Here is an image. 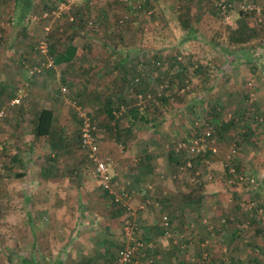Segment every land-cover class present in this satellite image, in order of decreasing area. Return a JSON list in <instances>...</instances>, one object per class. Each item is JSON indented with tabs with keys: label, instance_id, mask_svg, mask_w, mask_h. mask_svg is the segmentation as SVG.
I'll use <instances>...</instances> for the list:
<instances>
[{
	"label": "rangeland",
	"instance_id": "374dc122",
	"mask_svg": "<svg viewBox=\"0 0 264 264\" xmlns=\"http://www.w3.org/2000/svg\"><path fill=\"white\" fill-rule=\"evenodd\" d=\"M104 1L112 21L126 14L132 19L123 24L121 39L142 43L136 49L141 63L133 73L145 72L147 58H154L158 69L152 68L153 75L165 78L168 59L174 58L181 63L174 62L175 68L168 73L181 65L183 81L175 83L172 94L163 90L165 81L155 84L153 75L149 78L153 84L145 88L134 79L137 75L129 78L131 83L123 84L122 72L117 69L106 68L101 74L97 65L87 63L92 53L89 41L76 32L73 39L80 49L72 63L55 65L52 74L31 73L40 57L38 38L46 36L49 28L57 38L72 33L68 20L56 15L58 7L68 1L56 6L57 0H32L30 13L18 24L14 0H0V103L14 97L16 88L25 93L23 102L6 107V116L0 120V264H24V256L41 264H76L86 257L92 264H127L117 257L122 244L130 243L123 233L127 224H131L132 236H141L142 247L156 248L139 256L145 264H264V237L256 232L264 229V122L260 121L264 117L263 11L253 14L255 17L246 15L237 6L240 0H232L233 9L219 17L209 0H176L175 6H165L168 0H156L151 14H141L133 8L137 0ZM92 9L90 17L95 16ZM76 11L74 8L70 14L76 17ZM184 21L192 22L196 34L181 44L180 24ZM242 22L252 28V37L244 43L232 42L229 36ZM61 26L70 33H62ZM247 34L243 30L235 37ZM82 53L88 54L84 60ZM154 84L158 85L147 108L149 122L126 129L132 122L127 120V110L144 107L143 95L150 92L153 96ZM63 85L68 88L65 95L60 93ZM139 88L142 93L137 92ZM123 95L129 99L122 102ZM164 95L168 100L160 102ZM109 104L111 115L106 110ZM42 106H51L53 128L56 136L63 138L57 151L51 150L48 138L33 135L34 110ZM78 106L97 125L100 152L111 165L110 193L119 198L124 209L117 208L101 189L94 164L80 145ZM158 118L170 120V126L183 124L186 130L179 132L181 136L186 131L188 137L195 122L199 129L210 128L215 151L206 154V169L192 160L197 166L171 178L176 169L170 161L167 174L155 171L158 178L144 175L141 182L134 181L138 158L150 146L145 147L143 141L159 132L150 126ZM229 119L238 123L231 126ZM139 132L144 136L139 137ZM172 138L155 146L152 154L166 157ZM232 149L243 164L237 180L225 166ZM122 162L124 182L147 186L138 192L128 190L130 199L138 202L131 209L122 204ZM44 168H49V177H43ZM194 174L205 180L203 185L191 183ZM170 184L175 185L177 196L169 203L158 199L156 192L162 193ZM255 206L260 208L256 212ZM164 215L170 226L163 224ZM255 218L260 221L253 223ZM136 251L131 261L141 250Z\"/></svg>",
	"mask_w": 264,
	"mask_h": 264
},
{
	"label": "trees",
	"instance_id": "16d2710c",
	"mask_svg": "<svg viewBox=\"0 0 264 264\" xmlns=\"http://www.w3.org/2000/svg\"><path fill=\"white\" fill-rule=\"evenodd\" d=\"M61 1L62 0H57L58 3L56 4V6H58V4ZM89 1H91L93 3V0H77L76 2L73 1V3L70 4V7H69L68 11H66L63 14V17L60 18V19L66 18L68 20L69 29L72 32L71 34H66V33H70V31L69 32L68 31L64 32L67 29H65L63 26H61L62 33L66 34L65 37H63L64 39H62L60 37H58V38L54 37L55 35H52L50 33V29L51 28H49V32L46 34L45 37H46L47 42H48V54L53 58L54 65L70 64V63H72L75 60L76 55L79 54L78 51L80 49L79 45L73 39L74 33L76 32V33H80V34L86 36L87 41H89V45H90L89 47H91V48H93V45H92L93 42L98 38L97 42H98V44L100 46V51L102 50V52H103L105 50V53H107V55H109V54H113L114 55L115 54L116 57L119 58V59H115V61H114L115 64H113L111 66H114V67H117V68H120L122 66V69H124L126 67V70L122 71V79L121 80H122L123 84H125L127 82L131 83L132 79H129V78L130 77L134 78L135 75H137L134 79L138 80L139 86L141 84L142 85L144 84L145 88H150L151 84H153V82H152V80H150L148 78V73L153 75L154 72H153L152 68L158 69V66L156 64V63H158V62H156L158 60H156L154 58H152V59L147 58V64L144 65V67H146V68H143V70L145 71L144 74H141L140 71H138L136 74H134L133 72L135 71L136 67L141 63V59L139 58V56L135 52L136 49H138V48L129 50L125 54H122V56H118L117 53L119 52V50L117 51L112 46L113 44H111V46H110V42H115V40H119V41L122 40L119 37L120 35L119 34H115V33L118 32L119 28H122L123 24H128L132 20L130 18L129 14L120 15L115 20L111 21L110 18L112 17V14L109 13L108 8H107L106 5H103V4L102 5H94V3L92 4ZM96 1L98 2V0H96ZM155 1L156 0H152V1L151 0H137L136 4H134V6H133V8H135L134 11H136L138 13H141V14H148V13L151 14L153 12L152 11L153 9L151 10L150 7H153L151 5L155 4ZM204 1H207V0H204ZM208 2H209V4H211L212 7H214V11L216 12V14L219 17H222V13H224L225 11L233 9L232 5H231L232 0H209ZM14 4H15V14H16L17 23L18 24H22L24 19L27 17V15L30 13V11L32 9V6H33L32 5V0H14ZM92 5H94V7H95V16L90 17L91 13H89V10L91 9L90 7ZM222 5H224V7H222ZM74 8H75V10H77L76 11L77 12V16L76 17H74L72 14H70V10H73ZM98 11H99V13H98ZM262 11L264 13V9H262ZM127 13H129V12H127ZM248 13L251 16H253V14H257L255 11L245 12L246 15H248ZM69 17H72V18L69 19ZM253 17H255V16H253ZM60 19H58L59 22H61ZM256 22H257V20H256ZM180 26L183 28V36L179 39L178 42L182 44V43H185V42L189 41L192 37H194V35L196 34V30H194V26H193L192 22H188V21L185 22L184 21V22H182V24H180ZM243 30L245 32L249 33V34H247V36H241V37L238 36L236 38L235 37L236 33L240 34V32L241 31L243 32ZM234 31H236V32H234V35L231 34L229 36V39L232 42L244 43V42L247 41V39L252 37V34H251L252 28H250V26H248L246 24V22H242L241 25L237 28V30L235 29ZM113 35H114V38H113ZM74 38H76V37L74 36ZM38 39L36 41H38ZM87 41L82 46L86 45L88 43ZM122 41L124 42V40H122ZM37 53H38V56H40V57L35 62V64H38L40 62V60L44 59L43 54L39 50H37ZM87 55H88L87 53L86 54L82 53L81 54L82 60H84L83 58L85 56H87ZM159 57L160 56H159V53H158L156 58L158 59ZM174 62H175L174 58H171L170 60L168 59V68H167L168 71L165 74V78H161L160 74H155V75H153V77H151V75H150V77L154 79L155 84H156V82L158 83L159 81H165L163 90L169 91L172 94L174 93L173 88L177 87L175 83H177L178 81L179 82L183 81L182 80L183 78L181 76V74H183V73L181 72V69L184 70V68H182V66L180 65L179 69L177 71L175 70L176 72L168 73L170 70H173L175 68L176 65H174ZM176 62H180V61L176 60ZM122 64H124V65H122ZM118 65H120V67ZM53 69H54V67L43 68L41 73L52 74L53 73ZM160 83H162V82H160ZM155 84L153 85V87H154L153 88V93H154L153 96H152V94L150 92L148 94H146V92L144 93V95H143V102H144L143 105H144V107L141 105L143 108L140 107V106L139 107H136V106L134 107L133 106V107H131V108H129L127 110V114L129 115L128 116L129 120H132V122L130 121V123L128 124V127L126 129H128V130L136 129L138 126H140V124H142V123H146L147 124L149 122V121H147V118H148L147 116L150 113H148L147 108L151 105L150 102L152 101V97L155 96V91H156L155 88L158 85V84L157 85H155ZM17 89L18 88H16V90ZM137 92L138 93H142V88H139V90ZM157 92H158V90H157ZM122 94H123V92H122ZM135 96H137V93L135 94ZM125 97L126 96H124V95L122 96V102L126 99ZM128 99L129 98H127L126 100H128ZM167 100H168V98L165 95L159 97V101L160 102L167 101ZM109 102H110V100H109ZM155 104L158 105V102L155 103ZM155 107L157 108L158 106L155 105ZM106 110H107V114L111 115L110 104L107 105ZM161 121H159V119H158L155 122L151 123L150 126L154 125L153 127H155V123L156 124L157 123L161 124ZM53 122H54L53 110L48 109V108H41L39 110L37 116H36V120H35V123H34V126H33V135L36 138H40V137L48 138L49 139L48 140L49 144L51 146V150L52 151H57L62 145L60 143H62L64 141L62 140L63 138L61 136H58V137L56 136V131L53 128ZM237 123L238 122L233 123V120H231V119H229V122H228V124L231 125V126H234V124H237ZM146 124H145V126H146ZM192 129H193V127H191V130ZM183 130H186L185 126L183 127ZM124 131H126V130H124ZM188 131L190 132V130H188ZM193 132H194V129H193ZM193 132L191 131L190 134H188V137H190ZM178 137H179V135H177V137H173L172 138L173 141L171 142V144L169 146V153L165 157L166 161L167 162L169 161L168 163H170V161H171V164L175 167L176 172H177V169H178L179 165L183 164L185 161L190 160V159H191V161L193 160L195 164H200V163L202 164L203 163L202 166H204V168L206 169L207 165L204 162L205 156L211 150L207 151L203 155H200V156H197V157H193V158H191V156L186 154V153H177L174 150V145H175L176 141L178 139L182 138V137L188 138L187 134H186V131H185V135L180 136L179 138ZM212 138H213V134L211 135V139ZM146 153H148V152H146ZM146 153L144 155L148 156L147 159L149 160V157H151V153H149V154H146ZM231 156L229 158L225 159L226 162H227V163L225 162V166L228 168L229 174H231V173L234 174L235 173L236 176H234V178L237 180V178H238L237 175H239L241 173V171L243 169V164L240 163V160H239L237 155H233L232 157ZM193 161H192V167L187 169V170H192L195 166H197V165L193 164ZM208 168H210V167H208ZM136 169H138V168H136ZM136 169H135L136 176H135V180L134 181L141 182L139 178H142L144 175H148V176H150V178H153L154 175H155V173L152 172V169L150 170V166H149V170H148V164L145 166V169H147L146 170L147 172H143L144 174L142 173V175H138L137 172H136ZM48 171H49V168H44L42 170L43 177H49L50 176ZM16 175L18 177H20L23 174L17 173ZM243 175H244V172H243ZM209 176H210L209 179H211L212 178L211 174H209ZM171 178H173V177L171 176ZM192 178L190 180H191V183L193 185H195V184H197V185H201L202 184L203 185V183L205 182V180H201L199 178V176H197L195 174H194V176H192ZM134 181L132 182V184L134 183V184L139 185L138 183H136ZM170 185H174V184H170ZM170 185H167V187H169ZM100 187H101V185H100ZM175 188L176 187L174 185V190L172 189V194H167V195H165V194H162V195L155 194V196L158 197V199L163 198L162 201H165V202L168 201V203H169L171 201V199H173V198H175V196H177L178 192H175L176 191ZM101 189L108 196H110L111 200L113 201V204L117 208H123L121 203L118 202L119 200H116L115 194H111L108 190H105L102 187H101ZM163 190H164V188H163ZM200 192L204 193V191H200ZM170 195H172V197H170ZM169 198H171V199L169 200ZM198 208L200 209V207H198ZM259 209L260 208H257V206H255V210L254 211L256 212ZM263 210H264V205H263V208H261V212ZM167 220H168V224L170 226V221H169L168 217H167ZM257 221L258 222L260 221L259 218H255V221H253V223H257ZM161 225H162L161 228H162V230L164 232L166 230V227L163 224H161ZM148 229H149V227H148ZM256 232L261 234L264 237V229L263 228H261V229L257 228ZM123 233H124V231H123ZM146 233H148V232H146ZM121 238H122V241L125 242V238H124L123 235H122ZM138 238L141 240V236H139ZM144 238H146V236H144ZM147 239H148V241H150L149 239H151V238L147 237ZM124 246L125 245L122 244L121 249ZM121 249H119V250H121ZM151 249H155L156 250V248H152L151 246L139 247L138 249H136L137 250L136 252L138 253V250H141V251H139V255L136 256V259H135L136 262H135V260L131 261V259H130V261L125 262V263H127V264H133V263L137 264V261H138L139 264H145V261L140 260L139 256H141V257L145 256V253L148 252L149 250L151 251ZM142 251H143V253H142ZM118 252H120V251H118ZM133 254H134V252H133ZM133 254H132V256H133ZM117 257L118 258L120 257V253L118 254ZM22 262L24 264H41L39 261H37V260L35 261V259L28 258L27 256H24L22 258ZM76 264H92V259L89 258V257L82 258Z\"/></svg>",
	"mask_w": 264,
	"mask_h": 264
},
{
	"label": "built area",
	"instance_id": "2783aa9c",
	"mask_svg": "<svg viewBox=\"0 0 264 264\" xmlns=\"http://www.w3.org/2000/svg\"><path fill=\"white\" fill-rule=\"evenodd\" d=\"M67 4H62L58 7L56 15L62 16L70 7V3H73V0H67ZM152 1V0H151ZM262 2V3H261ZM239 9L246 12L255 11L257 14L264 9V0H241L237 5ZM224 7V5H222ZM72 17H69L71 19ZM45 30H48V27H44ZM37 48L43 54L44 59L40 60L38 64L31 66V73H40L43 68L55 67L53 58L48 54V42L45 36L38 39ZM68 91L67 86L63 85L60 87V93L65 95ZM25 93L22 88H18L15 91L14 97L8 100L5 104L0 103V120L6 116V107L18 106L23 102ZM76 111L81 119L80 125V145L88 153L89 159L94 164V173L96 178L99 181L101 187L109 192L112 191V174L110 170L109 159L104 157L100 152V141L98 135V128L92 117L83 112L80 107H76ZM260 121L264 122V117L260 118ZM264 124V123H263ZM211 135L212 131L208 127H202L199 129V123L195 122L194 132L190 137H182L178 139L174 145V150L177 153H186L193 157H197L205 154L207 151H215V148L211 145ZM234 152V149L231 150V155ZM231 155H228L230 157ZM192 167V161L187 160L183 164L178 166L176 174H172L173 178L179 177L180 174H183L187 169ZM231 170V169H230ZM210 178V176L208 175ZM241 178V176H240ZM193 179V178H192ZM119 198L116 197V200ZM163 224L168 225V220L166 216H163ZM131 224H127L124 227V235H127L130 243L125 245L120 251L119 260L121 262L130 261L134 250L142 247L143 243L139 238L132 236L131 234ZM131 244H133L131 246Z\"/></svg>",
	"mask_w": 264,
	"mask_h": 264
},
{
	"label": "crops",
	"instance_id": "0c3cea01",
	"mask_svg": "<svg viewBox=\"0 0 264 264\" xmlns=\"http://www.w3.org/2000/svg\"><path fill=\"white\" fill-rule=\"evenodd\" d=\"M89 2H91V1H89ZM176 2H177L176 0L175 1L168 0V1H166L165 4L164 3H162V4H164L165 6H170V3H172L171 5L175 6ZM93 3H94V5H102V4L104 5L105 1L104 0H98V2H97L96 0H93ZM94 5H92L90 7L91 10H93L92 8L94 7ZM98 13H99V11H98ZM94 14H95V11H93V15ZM121 14H122V12H121ZM110 20L112 21V18H110ZM118 32L120 33L119 37L122 38V28H119ZM92 45H93L92 53L89 56L90 60L87 63L89 65H93V66L97 65V69L100 70L101 74L106 72V68L108 69L107 71H109L110 68L117 69L119 72L120 71L122 72V71L126 70V67L124 69H122V66L120 67V65H118L120 68L111 66V65L115 64V62H112L110 64H108L106 62V61L110 60V58L119 59L118 57H116L115 54L113 56L108 57L107 53H105V50L103 52H102V50L100 51V46H99L98 42L94 41ZM140 45H142V43L140 41H134V42L124 41L123 42L121 40L120 41L119 40H115V42L113 43L112 46L117 51L119 50L117 55L118 56H122V54H125L129 50L136 49V48L140 49V47H139ZM136 51H138V50H136ZM100 54L102 55V58H100L101 57ZM124 64H122V65H124ZM222 67H223V65H222ZM235 70L236 69H234V67L232 66V71H235ZM141 74H144V72H141ZM150 75H152V74L148 73V78H150ZM240 75H242V74H238V76H240ZM239 78L242 79V77H239ZM41 108H48V109L52 110L51 106H49V107H47V106L39 107L36 111L34 110V113H35L34 114V120H36V116H37V114H38V112H39V110ZM53 114H54V112H53ZM127 120H129V117L127 118ZM170 125H172V124H170V120H168V119H167V122L161 121V124H159V123L156 124L155 123V126H156L155 129H157V131L159 130V132L157 133V136H152L150 138V140L147 139L146 141H143V145L144 146L147 145V144L150 145L149 148L147 146H145V147H147L148 152L151 153V157H149V160L147 159L148 156H146V155H143L142 158H138V167H137L138 169H136V172H137L138 175H142L143 172H147L146 171L147 169H145V166L147 164H148V170H149V166H150V170L152 169V172H154V173H155V171H157L159 173H162L164 175L168 173V169L170 167V164L166 163L165 157L157 156V154L154 155V154H152V152H155V150H154L155 146H162L165 143V140L169 139L171 136L172 137H177V135L181 136L179 134V132L183 131V124L181 125V127L177 126V125H173V126H170ZM138 136L139 137L140 136L143 137L144 134L139 132ZM124 165H125V162H122V174L120 173V175H122V204L126 206V209H131V208L134 207V205H137L138 202H136L135 199L134 200L130 199V195H129L128 190H133L135 192H138L140 190H143V188H145L147 186H145V185H143V186L134 185V184L130 183L129 181L128 182H124L123 178L126 176V172H125V169H124L125 166ZM154 177L158 178L157 173H155ZM169 180H171V179H169ZM148 188H152V187L148 186ZM172 189L174 190V185H170L169 187L166 186V187H164V190H162V193L159 190V191L156 192V194H158V195L172 194ZM236 189H238V188H236ZM237 191H239V190H237ZM152 192L155 193L154 190ZM127 195H129V197L127 199H124L123 196L126 197ZM169 199H171V198H169ZM140 207H141V205H140ZM236 211H237V209H236ZM130 213L133 214L132 211ZM124 227H123V229H124Z\"/></svg>",
	"mask_w": 264,
	"mask_h": 264
}]
</instances>
